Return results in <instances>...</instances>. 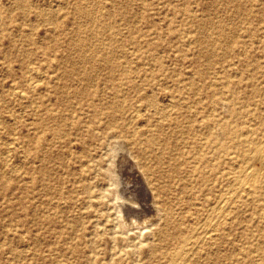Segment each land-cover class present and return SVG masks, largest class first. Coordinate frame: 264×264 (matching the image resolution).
I'll return each instance as SVG.
<instances>
[{
  "label": "rangeland",
  "instance_id": "374dc122",
  "mask_svg": "<svg viewBox=\"0 0 264 264\" xmlns=\"http://www.w3.org/2000/svg\"><path fill=\"white\" fill-rule=\"evenodd\" d=\"M24 1L28 5L27 13L13 0H0V7L4 6L9 11L6 15L8 21L0 27V264H149L145 247L157 242L151 233L156 230L160 216L155 218V222L156 219L159 222L155 225L150 223L145 229L139 224L132 226L126 214L133 213L135 209L145 214L140 206L145 205L141 191L134 184L127 187L121 180L119 184L109 186L110 182L106 179L104 184L94 186V189H102L104 196L90 203L87 199L90 195L84 193L80 183L82 168L86 170L92 158L100 156L109 160L110 157L112 160L109 162L118 165L115 161L122 155V150L110 145L109 141L100 145L105 140V134L100 133L85 137V145L83 138L76 135L77 129L75 133H69L71 140L65 144V116L74 111L73 108H65V73L62 72L65 59L76 57L74 52L67 53L65 40L81 20L76 18L73 10L78 0ZM142 1L138 0L133 6L137 13L133 24L140 33L133 32L123 16L114 17L118 24L116 38L119 41L118 49L112 55L113 60L138 62L160 59V64L151 66L153 72L159 74L152 98L163 108L169 105V97L172 96L174 109L167 119L160 122H156L157 115L148 109L137 126L148 121L155 129L157 124L161 126L157 134H162L164 139H180V146L185 148L186 143L194 145L201 137L203 128L199 124L202 118L215 125L226 122L231 119L229 107L243 108L248 94L253 97L255 88H264V0H241L240 4L244 3L247 9L239 13H235L234 4L227 5L222 1L214 4L213 0ZM102 4L108 8L111 0H102ZM205 6L209 8L205 9ZM107 8L103 11L107 12L110 9ZM46 14L57 20L56 27L44 19ZM206 18H211L213 23L204 25ZM219 20L227 23L225 32L234 37V55L226 54L225 41L217 39ZM171 29L176 33L173 41L170 38ZM26 34L31 41L24 40ZM53 36L60 39V44L53 43ZM213 39H217L214 54L208 50ZM134 41L135 44L132 43ZM161 42L166 44L164 48ZM152 44L158 45V48L150 49ZM45 46L49 49L48 56L42 53ZM18 48L30 50L33 54L27 62L34 65L31 66L35 70L33 75H28V66L24 70L20 68L22 56ZM196 66L205 72L203 76L195 73ZM23 79L38 83L35 87H19L13 83H20ZM191 83L195 90H189ZM227 85L239 89L240 99L229 98ZM13 86L17 93L9 90ZM142 91L130 88L121 92L119 99L125 103L126 111L135 107ZM103 97L109 101L108 90ZM255 98L249 100L252 107L248 108H254ZM49 115L54 120H48ZM185 115L191 117L183 118L181 127L185 128L188 121L193 120L192 124L200 129V133L184 137L175 135L171 120ZM81 120L86 122L84 115H81ZM242 120L240 118L239 122ZM56 132L60 134L55 135ZM218 137L224 140L223 136ZM36 140L41 142L40 146H36ZM45 153L50 154L49 159L44 156ZM7 156L11 157L10 162ZM125 162L122 157L120 163ZM45 173H49L48 177ZM174 182L178 187L180 181ZM128 196L140 204H133L132 208L128 203L127 207L122 206H126ZM181 207L177 206V211ZM253 210L254 206L244 210L245 227L254 225L250 220ZM137 211L134 213L139 214ZM242 231L231 232L230 241L233 244L227 243L219 249L218 255L225 258L222 264H231L233 258H239V264H264L257 257V252L247 249L251 246L248 243L257 239L255 229L247 231L240 240L238 235ZM136 240L145 243L137 247L139 251L133 248ZM242 243L245 244L244 252L231 251ZM15 251L21 255L17 256ZM131 251L134 253L132 256L127 254Z\"/></svg>",
  "mask_w": 264,
  "mask_h": 264
},
{
  "label": "bare ground",
  "instance_id": "6f19581e",
  "mask_svg": "<svg viewBox=\"0 0 264 264\" xmlns=\"http://www.w3.org/2000/svg\"><path fill=\"white\" fill-rule=\"evenodd\" d=\"M137 1L111 0L110 7H108L110 9L107 12L103 11L107 7L102 4V0H78L73 7L76 18L81 20L78 21L77 28L65 40L67 53H76L75 58L65 59V68L62 72L65 73V108H73L74 111L73 114L65 116V144L71 140L69 133H75L77 129L76 135L83 138V143L85 137L100 133L105 134V140L100 145H106V141H109L110 145L122 150V155L119 154L118 161H115L118 165L117 163L116 165L111 164L110 157L109 160L100 156L92 158L87 163L86 170L82 168V179L80 180L82 190L90 195L87 198L90 203L104 196L105 192L101 191L102 189H94V186L104 184L106 179L110 182L109 186H115L121 180L127 187L134 184V187L141 191L142 202L145 205L135 202L132 196H128L130 198L124 200L126 206L124 204L122 206L127 207L128 203L129 208H132L133 204H140L142 212L145 213L142 214L135 208L133 209L139 214L134 213L135 210L133 213L125 212L132 226L139 224L148 229V224L155 225L156 222H162V224L159 222L156 230L151 233L157 242L147 244L145 247L149 256V264H222V262L225 263V258L219 256L218 252L220 248H224L223 245L230 244L231 232L243 230L238 235L242 240L247 231H254V229L257 239L253 243H248L251 246L247 249L257 252L260 262L264 263V88H255L252 92L253 97L248 94L246 101L243 102V108L229 107L231 119L227 118L226 122L215 125L210 120L204 119L205 117L202 118V123L199 124L203 128L202 133L195 124H192L193 120L188 121L185 128L181 127L183 118H190L191 115L173 118L171 122L174 124L175 135L180 134L184 137L198 134V132L201 134L194 145L186 143L185 148L180 146L182 143L180 139H164L162 134H157V129L161 127L157 124L155 129L154 125L149 124L148 121L137 126L146 110L151 109L157 115L156 122H160L172 114V109H174L172 107L175 103L170 94L171 101L167 100L169 105L160 108L156 99L152 98L156 88L155 80L159 74H155L151 66L154 63L160 64V59L138 62L129 59L115 62L113 60L112 55L118 49L117 42L119 41L116 38L118 24L114 17L123 16L130 23L131 30L140 33L133 24V19L137 15L133 6ZM219 1L227 5L234 4L237 10L235 13L247 9L244 3V6L240 4L241 0H213L212 4ZM13 2L19 4L24 13L28 12V5L24 0H13ZM204 8L208 9L209 6ZM185 9L188 10L187 7ZM8 12L4 6L0 7V27L8 21L6 16ZM189 15L192 17L191 13ZM43 17L50 22L49 24L55 27L58 25L52 15L47 16L46 14ZM204 22V25L213 23L211 18H206ZM225 24L218 21L217 39L225 41L223 45L227 50L226 54L234 55V37L225 32ZM108 30L111 31L110 35H108ZM175 34L171 29L172 41ZM26 35L24 40L31 41L28 34ZM52 38L53 43L60 44L58 37L53 36ZM217 39L209 43L208 50L213 54ZM132 43L135 44L136 41ZM163 43L161 42L164 48L166 44ZM166 43L170 45L169 42ZM149 48H158V45L152 44ZM17 50L22 56L19 62L20 68L24 70L28 66V75H33L35 70L31 66L34 65L27 64L33 54L30 50L19 48ZM48 50L47 46L42 47V53L46 56H48ZM195 70L199 76L205 74L198 66ZM234 75H236L235 72ZM166 77L169 78L168 75ZM234 78L236 79L235 76ZM13 83L19 87H35L38 82L34 80L27 82L23 79L20 83ZM227 87L231 100L240 99L239 89L229 85ZM130 88L143 91L135 107L126 111L125 103L120 101L119 95ZM192 89L195 90L193 83L189 84V90ZM9 90H13V93L18 92L15 86ZM106 90L109 92V101L103 97ZM252 98L256 101H254V108L250 109L248 107H252V103L249 100ZM81 115H84L86 122L81 120ZM240 118H243L242 122H239ZM47 119L54 120L52 115H49ZM54 134L59 135L60 133ZM219 135L223 136L224 140L219 139ZM8 143L11 144V142ZM40 145L41 142L36 140V146ZM44 156L49 159L50 154L45 153ZM122 157L125 158V163H120ZM10 158L9 162L12 160ZM257 164H260V167H257ZM69 172L72 173V170L69 169ZM48 174L45 173V176L48 177ZM174 180L180 181L178 187H175ZM102 199L104 201L103 197ZM179 205L182 207L177 211ZM248 206H254L250 216V220L254 223L252 227L244 225L243 213ZM158 216H160L159 221L156 219L155 222ZM144 244L143 241L138 243L136 240L133 248L135 250ZM137 250L139 251L138 248ZM244 250V243L231 249L232 252H244ZM132 251L127 254H134ZM16 255L20 256L21 253L16 252ZM239 263V258H233L231 264Z\"/></svg>",
  "mask_w": 264,
  "mask_h": 264
}]
</instances>
